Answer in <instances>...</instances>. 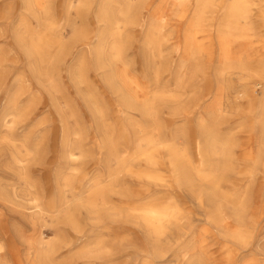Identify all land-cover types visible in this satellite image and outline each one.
Listing matches in <instances>:
<instances>
[{
    "label": "rangeland",
    "instance_id": "374dc122",
    "mask_svg": "<svg viewBox=\"0 0 264 264\" xmlns=\"http://www.w3.org/2000/svg\"><path fill=\"white\" fill-rule=\"evenodd\" d=\"M108 1L118 46L107 31L101 63L85 42L95 47L106 27L105 0H0V264H264V84L227 70L222 11L197 33L202 0ZM260 7L246 19L257 61ZM243 48L229 54L243 60ZM211 121L204 167L201 126ZM98 122L116 131L102 148ZM145 133L162 147L153 168ZM174 156L192 186L172 184ZM143 172L164 180L143 182ZM93 179L104 198L90 210ZM172 201L176 213L152 232L138 210ZM218 207L222 222L209 216Z\"/></svg>",
    "mask_w": 264,
    "mask_h": 264
},
{
    "label": "bare ground",
    "instance_id": "6f19581e",
    "mask_svg": "<svg viewBox=\"0 0 264 264\" xmlns=\"http://www.w3.org/2000/svg\"><path fill=\"white\" fill-rule=\"evenodd\" d=\"M141 7L145 5V7H148L149 5L145 4L146 0H137ZM218 3V5H216ZM256 4H260L261 11H262V18L264 22V0H202V3H198L196 5V12L197 15L196 18V31L197 33H207L210 32L211 29L206 28V20L207 18H212L216 16L218 12H221V20L217 26L216 34H217V44L218 48L222 52V60L224 64L226 65L227 70H231L234 72H239V74L243 75L240 78L243 79L244 75L246 76V79H258L262 84H264V56L257 61L256 59H253L251 57V54L253 52L252 44L251 42V34L250 29L247 28L246 19L248 18L249 14V6H255ZM121 11L120 16L125 18L131 11L132 4H124L121 5ZM222 7V8H219ZM105 16V17H104ZM105 24V29L102 30L98 35V40L96 42L95 47H90L91 43L90 41L85 42V47L88 48V52L90 55H96L95 60L98 62H103L104 52L106 51L105 47H107L108 41H106V35L108 34L107 31H110L113 33L112 37L114 38V42H111V48L115 49V47L118 46V33L115 29V26L118 24V19L116 17L115 19V12L112 10L110 3L108 0H105L103 9H102V16L99 17ZM211 22V21H210ZM246 24V26H245ZM264 26V23H263ZM262 26V28H263ZM109 29V30H108ZM108 36V35H107ZM121 36V34H120ZM239 44L240 46L244 47L243 49L246 51L245 53V59L239 60L237 57H233L232 54H229L233 49V44ZM83 48V47H82ZM95 57V56H94ZM106 57V56H105ZM248 76V77H247ZM247 97H249L251 100H254L255 97L253 94H247ZM260 107H264L263 102L260 104ZM100 114V113H99ZM99 121V120H98ZM213 121V120H212ZM204 124L201 126V130L203 132V136L205 138L203 139V143L200 145V157L204 163V167H211L210 166V155L213 153V148L216 145V131L213 127V122ZM106 128V127H105ZM96 130L99 134L98 137H100L101 141V148L103 146L108 145V142H111L112 136L116 134V131H107L106 129L102 130V127H100L99 122L96 123ZM79 133H76L78 135ZM101 136L103 138L101 139ZM146 138L143 139L147 142L148 146L150 147V150L152 152L148 153L144 156V161L147 164L148 167H156L158 165V160L156 155V149H160L161 144H158L154 141L149 140V134L145 133ZM68 154H70L68 152ZM174 154V152H173ZM69 156V155H68ZM74 157V154H71V158ZM176 156L173 157V160H170L169 165L167 164L168 168L171 171V177H172V184L176 185V187L181 188L182 186H192V181L189 176V174L186 172V170L179 164ZM71 162L77 161V159L73 158L70 159ZM138 179H140L143 182H152L154 184H158L157 182H163V178L160 174L157 172L150 173V172H143L141 174L136 175ZM209 176V175H208ZM212 183L213 182L211 180ZM91 184H94V187H91L89 189V200L87 202V206L90 210L97 209L98 202L103 200V187L100 184V180H95L91 182ZM216 185V184H215ZM172 186V185H171ZM61 200L58 201V203L53 199L51 201V209H57L61 205ZM99 207V206H98ZM138 212L143 216L146 224L148 227L151 228L152 232L154 233H161L162 228L160 225L162 224V221L165 220L170 214L176 213V207L174 201L164 205H157V204H147L145 207L138 210ZM210 219H212L215 222H222L223 220V211L221 210V207L214 208L210 212ZM238 236H241L240 233H238ZM40 245H43L42 243ZM44 253V256L49 257V253L51 254L52 251H50L49 245L41 248V252ZM185 258L187 256H190L189 253L184 254ZM51 257V256H50Z\"/></svg>",
    "mask_w": 264,
    "mask_h": 264
}]
</instances>
